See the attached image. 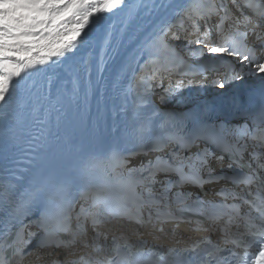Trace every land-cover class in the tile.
Masks as SVG:
<instances>
[{"label": "bare ground", "instance_id": "obj_1", "mask_svg": "<svg viewBox=\"0 0 264 264\" xmlns=\"http://www.w3.org/2000/svg\"><path fill=\"white\" fill-rule=\"evenodd\" d=\"M199 1L123 0L121 5L109 12L90 16L79 35L75 36L74 47L71 50L66 51L63 56H53L44 64H38L22 72L20 77L15 78L17 82L7 101L0 102L1 128L5 125H13L17 127L20 136L16 151L23 154L25 149L32 145V140H38L36 137H41L44 142H56L60 136L62 143L65 140L69 142V145H64V147L69 148V153L75 155L74 152L92 147L98 135L109 134L111 127L106 121L110 116L106 114L108 110L111 111V116L117 111L123 116L126 114L139 115L142 108L148 109L145 114L161 113L166 109L171 114H181L188 113L196 103H201L205 96L217 88V85L210 89L203 87L202 84L211 74L219 73L220 70L224 71L225 66L219 67L216 72L207 68L202 72L203 74L196 73V70L190 66V55L186 53L190 47H197L196 45L187 46L184 54H177L170 49L167 50L171 52H166L164 46H160L163 42L161 36L165 35L173 38L174 44L186 43L188 39L204 38L201 30L210 27L203 18L204 12ZM188 10H197L192 12V21H184V16H188L186 14ZM171 15H174L175 27L181 21L185 23L186 27L183 32H178L176 29L171 32L172 24L168 22ZM247 19L258 21L259 17L258 15L254 17L250 13ZM236 49L240 50V47ZM45 52L46 50H41L37 53L34 49L29 55L40 58L45 55ZM214 54L212 57L219 58L220 53ZM256 58V62H264L260 60L264 58L263 52H259ZM151 62L169 71L159 74V71L152 69L154 72L151 77L155 73V78L152 80L159 78L158 74L161 78L166 74L164 78H167L171 72L176 71L185 72L183 78L189 83L205 78L201 85L199 81L197 85L188 84L193 86L197 96L189 87L185 98L181 99L184 97L181 94L177 97L176 104L169 109L153 102L150 87L147 86V89L142 92L136 88L140 84L135 86L136 89L133 88L131 81L138 73L137 70L142 69L139 72L143 71L141 66H146V70L149 66L150 69L154 68ZM241 66L245 70L251 67L247 62L241 63ZM65 70L72 74L71 79L60 77ZM240 72L241 69L235 67L231 76L236 79ZM173 75L178 81L179 75ZM48 76L51 79L46 80ZM218 76L219 74L213 78ZM255 76H248L241 81L250 82ZM261 77L264 78V76ZM15 102L19 103V109L13 107ZM70 124H73L75 133ZM219 164L225 167L223 162ZM220 171H227V169L223 168ZM144 212L145 220L150 223H159L155 220L154 212L151 210ZM119 221L122 222L121 229L130 228L133 224L128 219ZM119 225L113 222L111 231L116 230ZM195 225L193 221L163 222L162 231L158 234L168 241L185 244L208 234V231L204 230L206 225H201L200 228L194 230ZM98 230L102 233L104 228L101 226ZM147 230L144 228L142 232ZM129 233L136 235L132 230H129Z\"/></svg>", "mask_w": 264, "mask_h": 264}, {"label": "snow or ice", "instance_id": "obj_2", "mask_svg": "<svg viewBox=\"0 0 264 264\" xmlns=\"http://www.w3.org/2000/svg\"><path fill=\"white\" fill-rule=\"evenodd\" d=\"M122 3L123 0H0V102L7 101L17 82L15 78L20 77L22 72L38 64H44L53 56H63L66 51L71 50L74 47L75 36L79 35L80 30L88 23L90 16L109 12ZM233 3L235 4V0H233ZM196 14L199 15V13ZM189 19H191V16H189ZM69 33L73 35L71 38L65 39ZM174 38L178 39V37ZM233 47L235 48V45ZM34 49L37 53L46 50L45 55L40 58L29 55ZM208 51L210 53L233 54L223 47H209ZM235 54L240 55L239 52H235ZM243 60L251 65L248 68L247 75L258 74L264 76V62H256L255 55H252L251 58L245 55ZM152 78H155V73ZM219 86L224 87L223 84ZM253 139L264 142V130H261L259 135L254 136ZM206 157L207 152L204 151L198 153L196 159L202 165H207L208 160ZM161 162L166 166H159ZM261 167H264V165H261ZM144 171H147L153 179L158 172H176L179 175V180L176 183L181 185L201 183L199 170L195 166H192L190 173H185L183 165L173 167L167 161H163L161 157H157L156 162L149 161ZM245 182L252 184L253 180L246 178ZM253 207L261 213V218L264 219V202L260 205H253ZM81 212L84 213V222L91 220L94 227L100 223V220L95 215L88 213L86 209L81 208ZM128 215L130 219H137L138 222H142L138 215L132 216L130 212ZM168 216L171 218V213ZM66 230L65 227L59 228V231ZM251 235L256 238L253 243L258 249L254 253L251 264H264V243L260 242L264 240V229L251 233ZM75 239L76 236H73L72 241H62L56 244V247H60L61 244L67 247ZM50 242L55 243V241ZM201 243L210 244L211 241L205 238ZM232 243L237 244L236 241H232ZM239 246L237 244V247ZM248 246L251 247V245ZM199 247V244L193 245L192 250L195 251ZM213 249L214 251H209L207 254L212 260H216L217 254L224 251V249L215 245H213ZM114 252L119 257L118 246L114 249ZM232 255L234 256L235 253H232ZM221 259L223 258L221 257ZM245 259H247L246 256L240 257L241 261ZM120 260L123 261L124 258L121 257ZM81 262L82 264H89V261L84 260L83 257H81ZM97 264H114V260L113 258L105 261L97 260ZM117 264H120V261H117ZM204 264H208V262L205 261ZM217 264H220L219 260Z\"/></svg>", "mask_w": 264, "mask_h": 264}, {"label": "rangeland", "instance_id": "obj_3", "mask_svg": "<svg viewBox=\"0 0 264 264\" xmlns=\"http://www.w3.org/2000/svg\"><path fill=\"white\" fill-rule=\"evenodd\" d=\"M173 19H174V15H171L170 18H168V22H170L172 24V28H173V30L171 28V32L175 30V28H174L175 27V25H174L175 19L174 20ZM102 30H105V29H102ZM202 39H203L202 42H200L199 44H196L197 47L190 48L192 51H190V49H189V50H187L188 52H186L190 55V59H191L190 66H191V68L196 70V73L197 72L202 73L203 71H206L205 69L208 68L207 65L209 64V60L212 61V59L209 56V55H211V53L209 54V51H208V48L210 46L208 45L207 42H209V41H207L206 38L205 39L202 38ZM212 54H213V56L215 55L214 53H212ZM212 58H214V57H212ZM145 67L146 66L140 67V68H143V71H141V72H139V71L142 69H139V71L137 70L138 73L133 76L132 81H131V86L132 87L134 86L133 88H135L136 85L138 86L140 84L136 88L139 89V91L141 90V92L146 90L147 86L150 87L153 102H155L159 105H162L163 107L166 106L169 109L172 108V106H174L176 104L175 102L177 101V97H180L181 94H182L181 96H184V97H181V99L185 98V94L187 93L189 87H190L189 89H192L191 91L194 93V95L197 96L195 94V90H193V86H190L188 84L197 85L198 81H199V84L201 85L205 79L204 78L202 80L200 79L196 82L193 81V83H189V81H187L185 78L179 76L178 78L180 80L178 79V81H177V78L174 77L173 72H171V75L167 76V78H164L166 74L162 75V78H161V76L159 75L160 73H159L158 74L159 78L152 80L151 75L154 72L152 70L154 68L150 69V66H149V68L146 70ZM144 70H146V71H144ZM197 75H199V74H197ZM49 78L51 79V77H49V76L46 77V80H49ZM147 82H149V83H147ZM60 84H62L61 81H60ZM190 95L191 94H189V96ZM166 103H167V105H165ZM34 119L37 120V118H34Z\"/></svg>", "mask_w": 264, "mask_h": 264}, {"label": "water", "instance_id": "obj_4", "mask_svg": "<svg viewBox=\"0 0 264 264\" xmlns=\"http://www.w3.org/2000/svg\"><path fill=\"white\" fill-rule=\"evenodd\" d=\"M63 74H64L63 77L65 79H71L72 78V74L70 72L66 71V70L64 71Z\"/></svg>", "mask_w": 264, "mask_h": 264}]
</instances>
